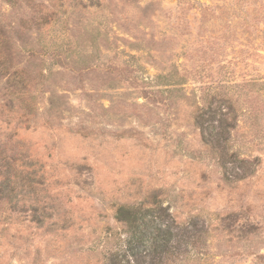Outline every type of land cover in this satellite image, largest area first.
I'll return each instance as SVG.
<instances>
[{"label":"rangeland","instance_id":"1","mask_svg":"<svg viewBox=\"0 0 264 264\" xmlns=\"http://www.w3.org/2000/svg\"><path fill=\"white\" fill-rule=\"evenodd\" d=\"M0 147V264H264V0H0Z\"/></svg>","mask_w":264,"mask_h":264},{"label":"trees","instance_id":"2","mask_svg":"<svg viewBox=\"0 0 264 264\" xmlns=\"http://www.w3.org/2000/svg\"><path fill=\"white\" fill-rule=\"evenodd\" d=\"M0 162H4V165H0V203L8 202L18 206L22 203L19 200L20 194L16 193L12 186V175L7 172L12 168V165L6 159H2L1 155ZM4 171L7 172L6 175ZM152 206L153 208L146 213L143 212V207L121 206L117 210V221L125 225L131 237L127 242L125 241L124 245L116 244L118 246L106 254L105 260L109 264H145L146 260H149V264H160L161 258L170 252L174 237H176L170 227L163 229L157 224L150 230L141 228L143 226L141 221L148 213H156L160 209L165 213L158 201H154ZM163 216L164 214L160 213L158 217ZM154 229H156L155 233ZM141 246H143V250H140Z\"/></svg>","mask_w":264,"mask_h":264}]
</instances>
